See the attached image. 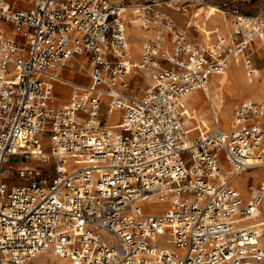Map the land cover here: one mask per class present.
Wrapping results in <instances>:
<instances>
[{"label": "built area", "instance_id": "2783aa9c", "mask_svg": "<svg viewBox=\"0 0 264 264\" xmlns=\"http://www.w3.org/2000/svg\"><path fill=\"white\" fill-rule=\"evenodd\" d=\"M206 1L132 6L148 33L138 65L148 85L136 94L129 6L0 0V264L48 252L71 264H264V182L246 194L236 186L264 171V101L243 103L227 129L214 111L197 120L188 106L239 56L256 77L264 15L246 13L244 0L214 7L231 34L205 32L207 46L188 32L200 27L181 29L168 12ZM82 59L92 83L65 80ZM59 84L71 88L64 106ZM28 158L53 159V170Z\"/></svg>", "mask_w": 264, "mask_h": 264}, {"label": "rangeland", "instance_id": "374dc122", "mask_svg": "<svg viewBox=\"0 0 264 264\" xmlns=\"http://www.w3.org/2000/svg\"><path fill=\"white\" fill-rule=\"evenodd\" d=\"M112 1L116 2V3H122V4H125V5L129 6V7H132V6H137V5L143 4L147 0H112ZM206 2L208 3V5H210L212 7H217V6L231 5L232 3L236 2V0H207ZM240 6L246 13H249V14H263L264 15V0H244V1L241 2ZM200 10H202V9H200ZM168 12L171 15V17H173V19L177 22L178 27L186 30L187 22L190 19L182 17L181 14H179L176 11H173L171 9H168ZM127 15H128V19L126 18L127 20H130L131 18H136L137 17V16H135L133 14L132 11H128ZM198 15H199V13H198ZM204 16H205V13L204 14L200 13V16L198 17L197 21H198V23L200 25H203L204 23H206V20H205L206 18ZM218 16H219V14H218ZM221 23L223 24V27L226 26V25L228 27H230V25L226 24L224 21H221ZM230 28L229 29L227 28L225 34L231 33V29ZM126 29H127V35L130 38L131 52H133L132 53L133 54V62H134V66H135V69H136V71H133V73L130 76L131 88H132L131 90L134 93H136V94H138V93L139 94H143L145 92L146 88H147L148 80H146L144 74L141 73L138 70V65H139V62H140L141 57H142V55H141L142 54V46H143V43L145 41V38L144 37L142 38V35L140 36L141 39L139 38L140 39L139 48H137V52L138 53L136 54V52H134L136 47L133 44V41L135 40V37L133 36L134 34L131 35V32H130L129 27L127 25H126ZM206 29L207 30H211L210 27H207ZM8 33H9V36H12L11 35L12 34V30H10ZM190 35H191L192 38L198 39L199 42H201L203 40V37L198 35L196 32L194 33L193 30H190ZM141 41H142V43H141ZM263 46L264 45L262 43L258 42L257 44H254V47H253V52L255 53L253 59H254V62L256 64V68L259 69L257 71L261 70L260 73H261L262 76H264V50H263ZM238 62H239V60H237V59L234 61L235 64H238ZM86 67H88V66H86ZM83 72L86 73L87 71L83 69ZM230 72H231V68H229L227 74L230 75L229 74ZM245 75H244V77H245ZM66 77H69V73L66 74ZM260 84L261 85L264 84V79H263V81H260ZM210 89H211V87H210ZM67 92H69V91H67ZM225 92H226L227 98H225V102H224V105H223V111L224 110L225 111H229V114H230L229 119L226 118L225 113L222 114L223 115V119H222L223 121L222 122H223V126H224L225 129H227V127L229 126L230 122L232 121L234 111L238 107H240L243 103H245V102H262V101H264V94H260V96H259L256 92H253V93H247L246 92L244 94H240V95L234 96V97L230 96V92H229L228 89H226ZM201 94H202V97L205 98L204 94L203 93H201ZM57 96H58L59 99L63 98V95L58 94V89H57ZM260 97H262V98H260ZM59 99H58V102H57L58 106L67 105L70 102V97H67V102L66 101H60ZM205 107L207 108V111L205 113L204 112L200 113L199 114L200 116L198 117L199 119H197V120L205 119L208 122H211L212 119H213V111H214V109L212 108V105L210 104V102L208 103L207 101H205ZM111 123L115 124L118 127L119 123H116L114 121H111ZM25 166H36V167H43V168H46L48 170H53L54 160L51 159L47 164H44L41 161H39L38 159H34V158H30L29 159L28 158L27 162L25 163ZM9 167L13 168L14 171H15V170H17L20 167V165H11ZM258 172L260 174H262L260 177H254V176L248 177L247 176L248 174L243 175L242 177H240V178H242L241 180H237L236 186L242 191H245V190L247 191V184L248 183H251V184L252 183H261L262 181H264V177H263L264 176V171H258ZM252 173H255V172H252ZM10 181L13 184L22 183V181L19 180L15 176V174H13V176L10 178ZM146 209L150 210L152 212H156V213L163 212V206H161V205L160 206H156V207L146 206ZM168 238L169 237H167V236L166 237H160L158 239L157 244H159V245H161L163 247H167ZM57 260H58V258L54 257L52 255V253H51V254L41 255L40 257L29 261L28 264H57L56 263ZM61 264H67V263H65V262L62 263L61 262ZM69 264H71L70 261H69Z\"/></svg>", "mask_w": 264, "mask_h": 264}, {"label": "bare ground", "instance_id": "6f19581e", "mask_svg": "<svg viewBox=\"0 0 264 264\" xmlns=\"http://www.w3.org/2000/svg\"><path fill=\"white\" fill-rule=\"evenodd\" d=\"M212 10H216V9L212 6H210V8L206 7V8H203L202 10L197 12V16H200V13L201 14L205 13L204 17L206 18L205 19L206 24L200 26V28L202 29V32L204 34H205V32L206 33L209 32L206 29V25H209L210 23L215 22L213 20V18L210 17ZM128 11H132L135 16H137V14L135 12V8L129 7L126 10V14L124 17L125 23L129 27L131 35L134 34L133 36L135 37V40L134 41L132 40V41L136 47L134 52H136V54H137L138 53L137 48H139V43H140V39H141L140 36L142 33L140 31L141 30L140 29L141 19H139L138 18L139 16H137L136 18H131L130 20H127L128 19V15H127ZM198 13H199V15H198ZM227 28L229 29L230 27H228L226 25L224 27V30L226 31ZM227 35H229V34H227ZM203 43L206 44L207 46H211L210 39L207 36L204 37ZM263 50H264V46H263ZM130 52H131V48H130ZM132 53L133 52H131V56L133 57ZM142 53H143V48H142ZM236 59L239 60L238 64H235L234 63L235 60H233L231 62V65L229 66V68H231V72L229 73L230 75L227 74V72H228L227 71L225 73V75H223L221 77H215L212 80L211 85L207 89H205L204 92L198 91L188 100V106L193 111V114L191 115L193 118L199 119L198 118L200 116L199 114L203 113V112L205 113L207 111V108L205 107V101H207L208 103L209 102L212 103V108L214 109V113L219 118V120L221 122V127L224 128L223 122H222L223 121L222 120L223 119L222 114L225 113L226 118H228V119L230 117L229 111H225V110L223 111V105L225 102V98H227L226 92H225L226 89L229 90L230 96H233V97L238 96L240 94H244L246 92L247 93L256 92L259 96H260V94H264V84H262V85L260 84V81H263L264 76L261 75L260 71L256 70V77L253 79H250L247 76V73H246L245 68L243 66L242 58L239 56ZM244 75H245V77H244ZM210 87H211V89H210ZM201 93L204 94L205 98L202 97ZM260 98H262V97H260ZM110 126H112L114 129L118 128L115 124H112V123H110ZM261 175L262 174H260L259 172H255V173H250L247 176L248 177H251V176L260 177ZM241 179L242 178L239 177L237 180H241ZM62 260H65V259H62ZM61 262L62 261L59 259L56 261L57 264H61Z\"/></svg>", "mask_w": 264, "mask_h": 264}, {"label": "crops", "instance_id": "0c3cea01", "mask_svg": "<svg viewBox=\"0 0 264 264\" xmlns=\"http://www.w3.org/2000/svg\"><path fill=\"white\" fill-rule=\"evenodd\" d=\"M200 9H197V8H192V9H190V10H188V13H186L185 15L186 16H184L182 13H179V14H181V16L182 17H185V18H189L190 20L187 22V24H192L193 26L195 25L196 27H200L201 25L198 23V17L199 16H197V12L199 11ZM178 13V12H177ZM218 14L219 13H217L216 12V10H212V13H211V18H213V20L215 21L214 23H210L209 25H206V28L207 27H210V29L211 30H208V31H216L217 33H219L220 35H223V36H228L227 34H225L226 33V31L224 30V27H223V24L221 23V21H224V19L221 17V15L219 14V16L221 17H219L218 16ZM223 19V20H222ZM195 20V21H194ZM226 24H229V23H227L226 21H224ZM206 23H204L203 25H205ZM5 24L4 23H2L1 21H0V26L2 27V26H4ZM6 26V25H5ZM140 31L142 32V38L144 37V38H146V36L148 35V33L147 32H145V31H143L142 30V28H141V26H140ZM182 29V28H181ZM201 29V28H200ZM185 30V29H184ZM188 32H189V34H190V30H188ZM151 34V33H150ZM198 35H200V36H202L203 37V39H204V37H206L205 35H204V33L202 32V29H201V31L199 32V33H197ZM229 34H231V33H229ZM191 36V35H190ZM129 40H130V38H129ZM202 42H203V40H202ZM141 43H142V41H141ZM258 43V42H257ZM257 43H255V44H257ZM142 55V54H141ZM87 62H86V60H84V59H82L80 62H73V63H71V65H70V68L69 69H66V70H64L63 71V73H62V76H63V78L65 79V80H67L68 82H70V83H73V84H82V85H89V84H91L92 83V80H91V78H90V76H89V74L86 72V73H84L83 72V65L85 66V68H86V66H87V64H86ZM257 70H259V69H257ZM261 71V70H260ZM67 73H69V77H66V74ZM63 88V89H62ZM57 89H58V94H60V95H63V98L62 99H59L60 101H66L67 102V97H70V93H71V88L70 87H68V86H65V85H61V84H59V85H57ZM67 91H69V92H67ZM70 101H71V98H70ZM70 103V102H69ZM68 103V104H69ZM64 106V105H63ZM262 182H264V181H262ZM243 193H247V191H242ZM52 252H48V253H46V254H51ZM46 254H43V255H46ZM52 255L54 256V257H56V258H58L59 260H61L62 262H65V263H67V264H69V260H62V259H60L59 257H57L55 254H53L52 253Z\"/></svg>", "mask_w": 264, "mask_h": 264}]
</instances>
